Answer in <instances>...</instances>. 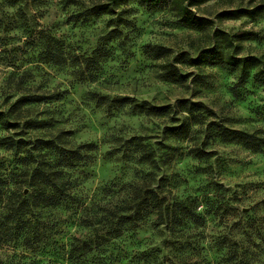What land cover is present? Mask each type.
Masks as SVG:
<instances>
[{
  "label": "rangeland",
  "instance_id": "rangeland-1",
  "mask_svg": "<svg viewBox=\"0 0 264 264\" xmlns=\"http://www.w3.org/2000/svg\"><path fill=\"white\" fill-rule=\"evenodd\" d=\"M148 1L127 0L97 18L93 9L108 0H0L8 193L63 149L77 163L90 159L70 174L78 191L71 205H32L9 219L2 205L0 264H264V145L252 150L224 133L264 139V0H210L187 14L175 0ZM114 101L177 112L189 101L193 114L147 117ZM182 125L186 135L171 137ZM12 138L26 144L6 149ZM141 147L159 168L149 183ZM146 185L189 207L183 223L158 228L152 210L139 229L110 234L123 202ZM85 210L97 214L91 226ZM171 235L200 239L178 253Z\"/></svg>",
  "mask_w": 264,
  "mask_h": 264
},
{
  "label": "trees",
  "instance_id": "trees-1",
  "mask_svg": "<svg viewBox=\"0 0 264 264\" xmlns=\"http://www.w3.org/2000/svg\"><path fill=\"white\" fill-rule=\"evenodd\" d=\"M125 1L127 0H108V4L100 5L93 9V15L97 18L110 15L113 13L114 8L119 7ZM187 1L175 0V5L182 14H187L190 9L198 7L210 0H191L186 4ZM146 4L149 5L150 2L147 0ZM187 24L196 27L194 23ZM167 75L169 79L176 80L179 76L178 70L169 65L167 67ZM113 104L119 110L128 107L131 112L136 114H142L147 117L173 118V121L176 120V116H179L180 111H184L189 116L193 114L190 109L192 107H189V101L178 103L180 110H177L179 113L172 107L156 108L148 104L138 105L131 101H114ZM17 106L14 105L13 107ZM188 119V117H185V120ZM188 126L182 125L170 129V136L173 138L185 136ZM224 133L231 136L233 142L245 144L252 150H259L264 145V139L258 138L255 135L232 130H225ZM5 144L6 149L15 152L21 150L26 142L12 138L8 139ZM45 144L50 147V143ZM52 147L54 148V144ZM83 148L93 149L94 147L90 144L83 146ZM65 151V149L61 150L59 152L60 155L53 159L52 164L25 171L22 181L15 183L18 185H16V190L13 193H8L9 191L7 190V185L10 183L8 177L0 173V208L2 205L5 206L2 212L4 215L3 218L9 219L12 215L17 214L25 215L30 211L29 207L31 208L32 205L65 207L75 201V198L78 197V191L76 192V188L71 183L70 174L72 171L78 170L79 167H86L90 159L88 158V154H86L84 155L86 157H81L77 163L78 159L75 158L73 151H70L71 153H66ZM139 163L150 169L145 179V182L149 183V179L153 176V171L151 170L159 169L152 151L147 150L146 147H141ZM27 188L33 189L34 192L32 195L29 192L27 195L25 194V191L28 190ZM138 189L140 190L135 192L137 196L134 195L123 202L125 208L119 210V213L124 212L125 214L122 215L117 223L110 226V234H118L117 236L120 237L123 232L127 233L139 229L142 225L144 226L146 218L151 214L152 210H158V216L161 219L157 226L158 228L169 224L170 221H174L175 224L183 223L189 212V207L184 203H179L177 200L170 199L172 197L171 190H167L166 187L162 186H158L157 190H154L151 185H146ZM84 213L90 215L85 217L84 220V224H88L89 226L92 225L94 218H98L97 216L95 217L97 214L93 210H85ZM194 239L198 240L200 237L171 235L169 242H172L171 245L175 248L173 251L183 253L184 246L192 247V240ZM171 260L174 262L173 258Z\"/></svg>",
  "mask_w": 264,
  "mask_h": 264
},
{
  "label": "water",
  "instance_id": "water-1",
  "mask_svg": "<svg viewBox=\"0 0 264 264\" xmlns=\"http://www.w3.org/2000/svg\"><path fill=\"white\" fill-rule=\"evenodd\" d=\"M25 194H26V195L28 194V190L25 191Z\"/></svg>",
  "mask_w": 264,
  "mask_h": 264
}]
</instances>
